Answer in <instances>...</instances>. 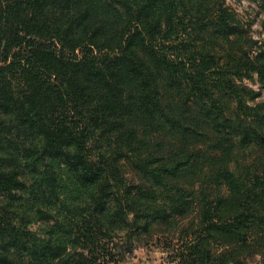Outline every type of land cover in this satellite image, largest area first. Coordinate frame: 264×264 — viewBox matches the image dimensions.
I'll use <instances>...</instances> for the list:
<instances>
[{
	"label": "trees",
	"instance_id": "obj_1",
	"mask_svg": "<svg viewBox=\"0 0 264 264\" xmlns=\"http://www.w3.org/2000/svg\"><path fill=\"white\" fill-rule=\"evenodd\" d=\"M247 80L264 35L226 0H0V264H113L174 233L177 264H264Z\"/></svg>",
	"mask_w": 264,
	"mask_h": 264
},
{
	"label": "rangeland",
	"instance_id": "obj_2",
	"mask_svg": "<svg viewBox=\"0 0 264 264\" xmlns=\"http://www.w3.org/2000/svg\"><path fill=\"white\" fill-rule=\"evenodd\" d=\"M226 2L237 13L241 22L249 28L252 37L262 40L264 35L262 20L264 16L257 4L251 0H226ZM245 83L254 92L258 93L257 100L264 102V86L256 81L247 80ZM128 178L131 180L136 179L133 175H129ZM186 240L187 238L179 236L178 233H174L169 241L161 236H152L148 239V243L143 241L135 242L113 264H177L176 261L172 260V250L183 248ZM120 246L121 249L119 248ZM119 247L117 248L118 251L123 250L126 245L120 242ZM209 247H211L210 244Z\"/></svg>",
	"mask_w": 264,
	"mask_h": 264
}]
</instances>
